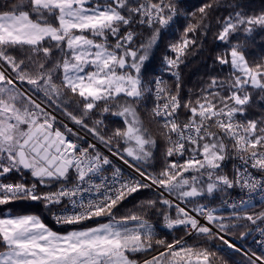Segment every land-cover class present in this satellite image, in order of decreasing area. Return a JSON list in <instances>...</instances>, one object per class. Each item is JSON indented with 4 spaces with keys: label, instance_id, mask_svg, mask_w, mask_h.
<instances>
[{
    "label": "snow or ice",
    "instance_id": "6c2138e0",
    "mask_svg": "<svg viewBox=\"0 0 264 264\" xmlns=\"http://www.w3.org/2000/svg\"><path fill=\"white\" fill-rule=\"evenodd\" d=\"M181 5L0 0V206L42 205L71 229L54 231L40 214L9 211L0 216V264H227L209 242L241 252L225 239L238 229L240 239L253 231L260 237L259 255L243 251L246 264H264V210L252 211L264 204V115L248 118L251 90L264 93V62L250 63L243 42L264 31V11L248 14L240 0H210L196 12ZM221 7L230 11L216 19L214 40L224 48L215 63L229 72L209 76L195 103L182 102L180 66L196 45L191 37L206 38L210 14ZM181 17L187 24L180 40L167 45L173 55L162 57L156 74L155 50ZM110 117L122 126L109 131ZM158 139L166 146L163 163L148 171ZM230 161L236 163L226 172ZM142 189H156L157 199L122 211ZM236 190L238 198L221 201L228 215L210 206L217 194ZM159 218L165 229L182 226L185 236L156 238ZM150 252L156 254L133 258Z\"/></svg>",
    "mask_w": 264,
    "mask_h": 264
},
{
    "label": "trees",
    "instance_id": "16d2710c",
    "mask_svg": "<svg viewBox=\"0 0 264 264\" xmlns=\"http://www.w3.org/2000/svg\"><path fill=\"white\" fill-rule=\"evenodd\" d=\"M208 2H210V0H182L181 6L182 8L185 9V11L196 12L202 4ZM240 3L243 6V10L248 14H258L264 11V0H240ZM229 11L230 9L224 7L214 10L210 14L211 31L208 32L207 37L205 38L199 32L195 36L191 37L192 39L196 40V45L189 48L184 58V62L180 66V75L182 80V94H181L182 102L190 98L193 101V103H195L197 97L200 95L201 86L204 84L205 81L208 80L209 76L219 75L221 77H224L228 74L229 68L227 66L222 68L219 64L215 63V57L217 53L223 51L224 46L214 40V35L219 30V26L216 23V19L217 18L222 19L224 16L228 15ZM206 23H208V21H206ZM186 24H187V20L181 17L177 22V24L175 25L174 29L165 31L162 41L159 45V48L155 50V58L152 62V67H154L157 70L156 74H158V71L160 69L162 57L164 55H169V56L173 55V53L168 51L167 45L170 43H175L180 40L183 31V26H186ZM243 42L246 45L247 48L246 56L250 63L264 62V31L257 29L249 39L243 40ZM168 82L172 84L173 79H169ZM189 90H191L192 92L191 97H189ZM251 91L253 95V102L251 107L248 109V118L255 119L264 115V104L259 102L260 98L264 96V93H260L256 90H251ZM150 106L151 105H149V107ZM101 107H103V105H101ZM146 111H147L146 109L141 111V115L144 119L145 125L150 127L152 131L155 133L156 127L154 124L149 123L148 117L145 114ZM180 116L183 119L187 118L184 114L183 109H181ZM96 118L98 117L93 115L92 120ZM64 119L68 121L66 118ZM86 122L91 124V120ZM105 124L108 125L109 131H111L116 127L122 126L121 121L115 117H110L106 119ZM80 130H82L84 133H86L88 136L91 137V135H89L86 130L84 129H80ZM158 143H159V150L155 154V160L152 161V163L155 164V168L154 169L150 168L148 169V171L159 170V168L163 163V152L166 146L162 140L158 139ZM224 170L226 172H230V162L227 163ZM225 195L226 194L224 193L217 194V198L210 203V205L218 207V214L228 215L230 212V209H221L220 207L221 201ZM148 199H157L156 189H142L139 192L134 193L131 197H129L128 201L124 204V208L122 209V211L126 209H132L135 206L139 205L140 202ZM209 200H211V198H209ZM199 203H209V201H199ZM189 207L191 208L193 207V205H189ZM261 210H263V207L259 205H257L256 208L252 209V211L255 212H259ZM9 211L16 214L25 213V212L40 214L42 215V218L45 220V222H49L53 226H55L50 220V215L47 214V211L43 208L42 205H37L35 203L18 202L15 204H9L7 206H0V216L8 214ZM150 219H152L153 223H155L157 218L150 217ZM159 219H160V228L157 229L158 236L156 238L158 239L163 238L166 239L167 242L171 243L174 239H180L181 237L185 236V231L182 226L171 230L165 229L163 227L162 218ZM55 227L61 230H65L69 228L68 226L65 227L55 226ZM241 231H244V229L235 230L234 235L231 236H233L246 248L250 249L251 251L257 252V254L259 255L260 252L252 246L249 240V236H247L245 239L239 238V234ZM185 239L189 244L193 242L192 239H189L187 237H185ZM209 244L215 245L219 249H222V251H220L219 254L227 261V264H246L247 258L242 253L232 251L231 249L224 246L219 240L210 241ZM162 250H163L162 248L157 249V251H162ZM214 250L216 249L214 248ZM154 253L155 252H150L147 255H136L133 256V258L142 261L143 259H146L151 255H153Z\"/></svg>",
    "mask_w": 264,
    "mask_h": 264
},
{
    "label": "built area",
    "instance_id": "2783aa9c",
    "mask_svg": "<svg viewBox=\"0 0 264 264\" xmlns=\"http://www.w3.org/2000/svg\"><path fill=\"white\" fill-rule=\"evenodd\" d=\"M158 74H159V71H158ZM169 77L172 78V77H171L170 75H168L167 73L164 74V79H165V80H167ZM180 119L183 120V118H182L181 116H180ZM64 123H67V124L69 125V127H72V128H73V131H78V132L80 133V135L83 136V137H85V138H87L89 142H95V141H93V139H92L91 137H89L88 135H86L84 132H82L80 129H78V128H77L76 126H74L73 124H70V123H68V122H64ZM98 147H100V148H101V151H104L106 155L108 154L107 151L103 148L102 145H99V144H98ZM113 163H114L115 166L120 167L122 170H124L125 175L128 174L129 169L127 168V166L123 165L121 161H119V160L116 159V158H113ZM233 163H236V161H231V169H230V172H231V170H232V165H233ZM110 171H111V170H109V173H108V174H110ZM238 195H239L238 190H236V191H229V193L226 194V195L223 197V199H229V198H231V199H236V198H238ZM223 199H222V200H223ZM257 204H260V203L257 202ZM210 206H211V205H210ZM263 206H264V204H263ZM211 207H215V206H211ZM220 207H221V204H220ZM221 208L228 209L226 206L221 207ZM50 220H51V222H52L55 226H58V227H65V225L57 224V223L52 219L51 216H50ZM204 222H205V221L202 220V223H204ZM261 226H264V225H261ZM157 232H158V231H157ZM249 238H250V241H251V243L253 244V246H254L259 252H261L260 247L254 242V240H256V239H260L259 234L253 231L252 235H250ZM155 254H156V253H154L153 255H155ZM148 258H149V257H148Z\"/></svg>",
    "mask_w": 264,
    "mask_h": 264
},
{
    "label": "rangeland",
    "instance_id": "374dc122",
    "mask_svg": "<svg viewBox=\"0 0 264 264\" xmlns=\"http://www.w3.org/2000/svg\"><path fill=\"white\" fill-rule=\"evenodd\" d=\"M60 116V115H59ZM60 117H62V116H60ZM57 119L58 120H60L58 117H57ZM64 119V118H63ZM45 223H47L48 224V226L49 227H51L54 231H59V232H65V231H68V230H71L70 228H67V229H65V230H61V229H58V228H56L55 226H53L51 223H49V222H45ZM229 237H232V238H234L233 236H229ZM235 239V238H234ZM236 240V239H235ZM235 243V242H234ZM236 244V243H235ZM240 253H243V252H240Z\"/></svg>",
    "mask_w": 264,
    "mask_h": 264
},
{
    "label": "water",
    "instance_id": "95a60500",
    "mask_svg": "<svg viewBox=\"0 0 264 264\" xmlns=\"http://www.w3.org/2000/svg\"><path fill=\"white\" fill-rule=\"evenodd\" d=\"M53 114L56 115L58 118L63 119V118H61L58 114H56V113H53ZM63 120H64V119H63ZM226 236H227V235H226ZM227 237H228L229 239H232V238H230L229 236H227ZM236 245L240 247L241 252H243L244 250H249V249L243 247L241 244L236 243Z\"/></svg>",
    "mask_w": 264,
    "mask_h": 264
},
{
    "label": "bare ground",
    "instance_id": "6f19581e",
    "mask_svg": "<svg viewBox=\"0 0 264 264\" xmlns=\"http://www.w3.org/2000/svg\"><path fill=\"white\" fill-rule=\"evenodd\" d=\"M225 239H228L230 243H234L231 239H229L227 236H225ZM235 244V243H234ZM239 247V246H237ZM240 248V247H239Z\"/></svg>",
    "mask_w": 264,
    "mask_h": 264
}]
</instances>
